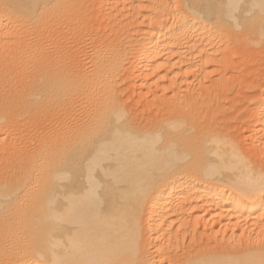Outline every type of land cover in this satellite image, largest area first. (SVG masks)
<instances>
[{
	"label": "bare ground",
	"instance_id": "1",
	"mask_svg": "<svg viewBox=\"0 0 264 264\" xmlns=\"http://www.w3.org/2000/svg\"><path fill=\"white\" fill-rule=\"evenodd\" d=\"M0 264H264V0H0Z\"/></svg>",
	"mask_w": 264,
	"mask_h": 264
}]
</instances>
